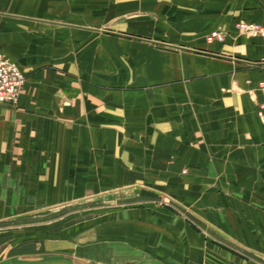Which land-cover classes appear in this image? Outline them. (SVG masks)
<instances>
[{
  "label": "crops",
  "instance_id": "0c3cea01",
  "mask_svg": "<svg viewBox=\"0 0 264 264\" xmlns=\"http://www.w3.org/2000/svg\"><path fill=\"white\" fill-rule=\"evenodd\" d=\"M238 23L264 0H0L25 77L0 103V224L94 214L0 264H264V44Z\"/></svg>",
  "mask_w": 264,
  "mask_h": 264
},
{
  "label": "rangeland",
  "instance_id": "374dc122",
  "mask_svg": "<svg viewBox=\"0 0 264 264\" xmlns=\"http://www.w3.org/2000/svg\"><path fill=\"white\" fill-rule=\"evenodd\" d=\"M163 204L172 206L177 212L183 213L182 209L169 197H166L163 201ZM92 203V202H90ZM88 203V204H90ZM83 207H80L78 205H69L66 206L64 209H59L58 212H62V214H45V215H35L33 218L19 221V222H3L0 224V234H3L2 237H0V256L10 254V253H16V252H25V251H34L36 248L37 241H31L29 240V236L27 235V230L29 227H43L48 226L50 228L55 229V222H66V217H78V219H87L93 216L94 214H67L71 213L75 210L82 209ZM54 210V209H53ZM81 211V210H80ZM62 218V219H61ZM70 221V220H69ZM194 223V222H193ZM39 225V226H38ZM15 232H18L16 234ZM15 234V235H14ZM12 243L19 244V246L15 247L13 250L7 252V246L11 245ZM36 243V244H35ZM242 253V252H241ZM245 256H249L250 258L254 257L248 253H242Z\"/></svg>",
  "mask_w": 264,
  "mask_h": 264
},
{
  "label": "built area",
  "instance_id": "2783aa9c",
  "mask_svg": "<svg viewBox=\"0 0 264 264\" xmlns=\"http://www.w3.org/2000/svg\"><path fill=\"white\" fill-rule=\"evenodd\" d=\"M236 29L244 35L260 38L264 44V26L254 23H238ZM225 35L223 30H215L206 36V42L208 44L223 42ZM24 80V74L18 66L0 53V103L14 104L21 92ZM258 89L264 96V81L259 83ZM260 110L259 115L262 116L264 102L260 105Z\"/></svg>",
  "mask_w": 264,
  "mask_h": 264
},
{
  "label": "water",
  "instance_id": "95a60500",
  "mask_svg": "<svg viewBox=\"0 0 264 264\" xmlns=\"http://www.w3.org/2000/svg\"><path fill=\"white\" fill-rule=\"evenodd\" d=\"M134 192L137 193L138 190H134ZM25 217H27L26 214H25V215H21V216H17V217H15L14 219H21V218H25Z\"/></svg>",
  "mask_w": 264,
  "mask_h": 264
}]
</instances>
